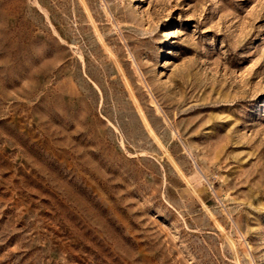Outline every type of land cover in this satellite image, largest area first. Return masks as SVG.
<instances>
[{"label": "rangeland", "instance_id": "obj_1", "mask_svg": "<svg viewBox=\"0 0 264 264\" xmlns=\"http://www.w3.org/2000/svg\"><path fill=\"white\" fill-rule=\"evenodd\" d=\"M0 264H264V0H0Z\"/></svg>", "mask_w": 264, "mask_h": 264}]
</instances>
